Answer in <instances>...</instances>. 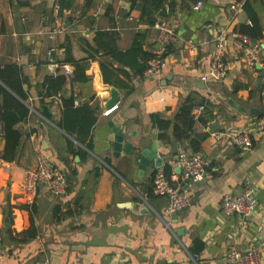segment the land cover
Returning <instances> with one entry per match:
<instances>
[{
    "label": "crops",
    "instance_id": "0c3cea01",
    "mask_svg": "<svg viewBox=\"0 0 264 264\" xmlns=\"http://www.w3.org/2000/svg\"><path fill=\"white\" fill-rule=\"evenodd\" d=\"M60 1L0 0V66L23 67L31 109L17 125L25 136L14 162L2 158L6 140L0 121V238L6 251L0 264H226L230 244L244 249L264 239V132L257 128L264 116V0H168L162 11L151 7L150 16L144 15L150 2L145 0H93L90 5L69 0L65 7ZM163 17L179 20L178 38L170 45L168 65L149 77L138 68L149 65L143 53L155 55L154 24ZM253 19L262 26L259 40L241 32ZM57 29L52 37L49 31ZM100 31H106V51ZM243 37L263 45L255 65L245 56ZM67 48L84 61L87 79H78L76 67L66 62ZM220 49L225 76L205 81L220 83L219 91L196 87ZM54 62L59 67L52 70ZM65 65L74 68L73 74L65 72ZM52 74L65 75L66 82L58 95L42 98L45 77ZM112 87L117 100L111 105ZM223 88L236 105L222 96ZM65 99L96 109L91 148L60 126ZM44 103L52 118L42 113ZM187 103L193 104V115L204 109L194 119L191 136L180 140L174 128ZM115 104L118 109L105 116ZM154 115L172 122L168 137L162 138ZM111 121L126 132L117 156ZM242 131L253 137L246 152L229 136ZM203 136L195 151L191 139ZM153 140L164 165L156 168L152 162L141 170L137 154ZM183 149L202 154L210 165L198 182H185L183 170L172 169V183L191 203L170 213L168 198L154 192L153 182ZM39 153L65 170L66 193L22 188L23 171L37 167ZM247 186L257 190L253 213L225 216L223 203Z\"/></svg>",
    "mask_w": 264,
    "mask_h": 264
},
{
    "label": "built area",
    "instance_id": "2783aa9c",
    "mask_svg": "<svg viewBox=\"0 0 264 264\" xmlns=\"http://www.w3.org/2000/svg\"><path fill=\"white\" fill-rule=\"evenodd\" d=\"M201 2L198 3V7ZM169 9L167 16H169ZM154 27L158 31V47L155 52V57L149 62L146 69V74L149 77L160 75L164 68L168 65V60L173 57L170 52V45L178 38L179 20L176 17H163L159 19ZM61 30L49 31L52 37H56ZM42 32V31H41ZM43 32L48 33V30ZM244 53L250 65H255L259 61V51L263 50L261 42H252L248 37H243ZM207 41L202 43V49L205 48ZM223 49L218 50L215 65L210 72L202 75L203 81H207L210 77L216 80H221L226 73L225 62L222 59ZM52 70L59 67V64L54 62L50 64ZM65 72L73 74L74 68L71 65H65ZM261 98L264 103V82L261 89ZM119 104L104 111L105 116H109L117 110ZM204 106L198 107L194 119L200 118V113ZM258 132H264V116L257 122ZM222 136L221 133L216 134V141ZM233 143L242 151H249L253 146V137L250 132L242 131L235 135H229ZM169 165L174 170L179 167L183 170V179L185 182H198L204 177L210 165L209 160L202 154L194 153L186 150H180L176 157L169 161ZM154 192L157 195L168 198V212L176 213L188 207L191 203L189 195L176 187L164 170H159L154 179ZM69 180L67 173L59 165L55 164L44 153H39L38 164L35 169L24 170L22 174V188L27 192H35L38 187L44 186L54 195L64 194L69 189ZM256 189L247 186L244 192L231 199L226 200L222 206V212L225 216L231 217L238 214L242 217H248L255 210L257 199ZM0 238V258L4 256L5 249ZM264 239L252 241L244 249H240L235 243L230 244L227 255L226 264H264ZM42 264V263H34ZM47 264V263H45ZM116 264H124L118 261ZM196 264V263H192Z\"/></svg>",
    "mask_w": 264,
    "mask_h": 264
},
{
    "label": "trees",
    "instance_id": "16d2710c",
    "mask_svg": "<svg viewBox=\"0 0 264 264\" xmlns=\"http://www.w3.org/2000/svg\"><path fill=\"white\" fill-rule=\"evenodd\" d=\"M25 3L24 0H19ZM93 0H87V5H90ZM149 2L144 15H152L151 7L155 10H163L168 0H145ZM69 0H61L62 7L69 6ZM170 6L174 7V2L170 1ZM163 14H166L163 12ZM241 32L254 40H259L263 37L262 26L260 21L253 19L252 25L241 26ZM98 38L102 39V50L106 51V31H100ZM139 51V48H136ZM147 62L151 61L155 55L143 53ZM66 62L73 64L76 67L78 79H87L86 67L83 60L76 59L71 55V51L67 48ZM148 67L142 65L138 68L139 73H143ZM30 80L23 67L16 64H7L0 66V121L3 124V133L6 140L5 149L2 158L9 162L17 160L20 146L25 136V131L17 127L18 123L26 120L31 113V109L27 104L28 93L25 90V84ZM66 82V76L63 74L47 75L43 82L44 93L42 98L54 97L59 94ZM8 87V88H7ZM193 104H185L177 116L178 124L174 128V135L177 139L190 137V132L193 130L195 123L193 115ZM42 113L49 118H52L49 107L44 103ZM154 120L163 129L162 138L168 137L166 131L169 130L171 121L160 118L154 115ZM97 122L96 109L89 105L75 106L74 99H65L63 103V117L60 126L67 132L75 135L76 139L88 147L93 146V129ZM205 137L200 140L197 138L191 139V145L195 151L200 150V143ZM164 171L168 178L171 177L172 167L168 164ZM171 179V178H170Z\"/></svg>",
    "mask_w": 264,
    "mask_h": 264
},
{
    "label": "water",
    "instance_id": "95a60500",
    "mask_svg": "<svg viewBox=\"0 0 264 264\" xmlns=\"http://www.w3.org/2000/svg\"><path fill=\"white\" fill-rule=\"evenodd\" d=\"M216 85H218L219 87L222 86L220 83H210V84L208 83L207 84L205 81H203V79H198L197 83L195 84V86L200 89H206L207 87H212L215 91L218 92L219 89L217 88L218 86L216 87ZM111 90L113 94H112V99L109 104L112 105V103L117 100V97H116L117 91L114 87H112ZM222 90H223L222 96L228 99L229 101H231L233 105H236L237 102L230 95H228V91L225 88H223ZM110 126L115 135L114 150H115V155L117 156L118 154H120V152L124 148L126 132L123 131L120 127L116 126L112 121L110 123ZM132 148H133V145L131 143H128L126 145L127 151H130ZM137 159L139 161V167L141 170H145L146 167L150 165L152 162H154L156 168H160L164 165V160L161 159V157H159L158 155V145H157L156 140L151 141L141 151H139V153L137 154ZM5 223L10 224L8 216L6 217Z\"/></svg>",
    "mask_w": 264,
    "mask_h": 264
}]
</instances>
